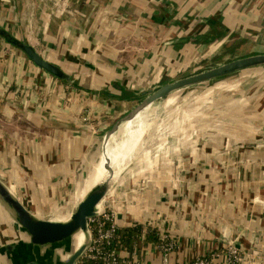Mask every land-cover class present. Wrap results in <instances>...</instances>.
I'll return each instance as SVG.
<instances>
[{
    "label": "crops",
    "instance_id": "0c3cea01",
    "mask_svg": "<svg viewBox=\"0 0 264 264\" xmlns=\"http://www.w3.org/2000/svg\"><path fill=\"white\" fill-rule=\"evenodd\" d=\"M263 9L264 0H0V27L78 83L0 36L1 181L34 214L42 203H72L85 182L86 195L117 117L156 84L210 68L202 69L222 50L238 47L230 59L264 53ZM246 79L222 86L202 109L190 106L194 130L135 160L108 193L119 228L142 226L133 249L141 262L162 264L169 241L168 264L209 258L233 242L240 264H264V77ZM152 227L159 241L145 244ZM29 246L0 201V264L27 256ZM119 253L132 254L122 245Z\"/></svg>",
    "mask_w": 264,
    "mask_h": 264
},
{
    "label": "water",
    "instance_id": "95a60500",
    "mask_svg": "<svg viewBox=\"0 0 264 264\" xmlns=\"http://www.w3.org/2000/svg\"><path fill=\"white\" fill-rule=\"evenodd\" d=\"M0 36L15 47L24 51L40 68L68 84L78 86L72 74L68 73L59 65L43 58L28 41L14 37L2 27H0ZM259 67H264V53L235 58L206 70L165 82L157 89L150 88L144 92L145 96L143 99H141L129 112L118 119L113 127L106 132L101 140V156L103 155L104 143L113 133L119 130L120 126L125 121L134 118L138 113L147 107H151L157 101L169 97L176 91L223 79L236 73ZM106 163L110 171L109 177L101 184L92 188L86 197L77 204L71 212L70 217L66 220H52L38 217L31 212L0 179V201L30 238V254L27 253V256L13 262V264H74L81 258L89 241V218L97 214L99 204L105 199L112 187L116 185L117 179L120 178L125 172V169L129 166L127 165L124 170L115 176L111 161L107 160ZM80 232L86 234V242L73 251V249H71L72 240ZM58 246H65L67 251H71V253L64 260H58L54 263L52 262L53 254L51 255V253H47V251L49 249L54 250ZM8 247L12 249L14 246ZM40 248L46 249H44L43 254H40Z\"/></svg>",
    "mask_w": 264,
    "mask_h": 264
},
{
    "label": "rangeland",
    "instance_id": "374dc122",
    "mask_svg": "<svg viewBox=\"0 0 264 264\" xmlns=\"http://www.w3.org/2000/svg\"><path fill=\"white\" fill-rule=\"evenodd\" d=\"M262 12H264V9ZM244 43H248L247 40H245ZM237 49H238V47L237 48L231 47L229 52L222 50L220 52V53H222L221 56L213 58V59L211 58L210 60H208V63L205 64L202 69H205L206 67L207 68L213 67V66H216V65H219V64H222V63H225V62L231 60L230 58L234 57L233 55H235L236 51L239 50V49L238 50ZM228 53H230L231 56L230 55L228 56ZM200 71H202V70H200ZM191 74H193V73H191ZM186 75H190V74H186ZM183 76H185V74H180V76H175L168 81H173V80L180 78V77H183ZM257 77H259V78L264 77V67L254 68V69H251L249 71L248 70L242 71V72L236 73L234 75H231L229 77H225L223 79H219V80H215V81H212L209 83L200 84L198 86L182 89L180 91H176V92L172 93L169 97H167L165 99L157 101L154 105H152L149 109H147L145 111V112H149L150 128L148 129L147 134L144 137V145H143L142 149L138 152V154L135 156V158L132 161H129L126 164V166L127 165H129V166L125 169V171L128 170V168H129L128 171H132L134 169V166H135L134 165L135 160H137V163H135V164L138 165V161L140 160V158L142 156H145L147 153H151V152L160 153L163 149H165L166 147H169V145L171 143V139H169V138H171L172 136H177V135L183 136V134L189 133L190 126H192V129H193L195 127V125L197 124L196 122H191L189 119V116L192 114V111H191L192 107H190V106H193L194 104L199 105V103L201 102L199 105V107L201 108L202 104H204L207 101L206 98H210L212 95H216L217 93H219V90L225 84L237 83V82H239V81H237L239 78H241L242 81H244L243 78H247L246 80H249V79H255ZM161 85H162L161 83L156 84V86L153 89H157ZM223 88L227 89L228 87L226 86ZM125 114L118 116L116 121L118 119H120L122 116H124ZM193 114H194V111H193ZM184 129L187 131V133H186V131L184 133ZM110 156H111V150H110V148L108 149V147H106L107 159ZM151 157H152V155H151ZM107 159H105V160H107ZM139 162H141V161H139ZM100 165H103V164H100ZM101 167L102 166H96L95 169H93V171L91 172L89 180H88L89 187L92 184H94V180L96 179L97 175H99V170L101 169ZM125 175L126 174L124 172L120 176V178L117 179L116 184H119V182H125L124 181L125 177H127V175L126 176ZM178 178H180V175L178 176ZM180 180H181V178H180ZM85 183H83V185L80 188L78 187L77 193L73 197L74 200L72 203L66 204L64 206H62L61 204L58 205L57 203H56L57 205H55V203H53L52 204L53 206H49V207L47 204L42 203L41 204L42 206L46 205V210L45 211L39 210L41 213H36L35 215H37L40 218L52 219V220H60V219L66 220V219H68L67 217L70 216L71 212L74 210V208L77 206V204L79 202H81V200L83 198V192L85 190L84 187L86 186ZM113 188L114 187H112L111 190H113ZM106 200H107V196L102 201L101 206H105ZM54 206L55 207L58 206L56 213L52 212L54 209L53 208ZM71 249H73V251L75 250V241L74 240H72V248ZM70 253H71V251L70 252L67 251L65 246H58L51 253V255L53 254L52 255V262L56 263L58 260H64L66 257L69 256Z\"/></svg>",
    "mask_w": 264,
    "mask_h": 264
},
{
    "label": "built area",
    "instance_id": "2783aa9c",
    "mask_svg": "<svg viewBox=\"0 0 264 264\" xmlns=\"http://www.w3.org/2000/svg\"><path fill=\"white\" fill-rule=\"evenodd\" d=\"M119 229L114 210L100 206L97 214L88 220V245L81 258L74 264H148L138 260L134 252L130 256H120L119 246H114ZM162 245L166 252L162 264H168L167 253L173 245L170 241ZM242 259L240 250L231 242L224 249L212 253L209 258H198L189 264H216L218 260L226 264H240Z\"/></svg>",
    "mask_w": 264,
    "mask_h": 264
},
{
    "label": "bare ground",
    "instance_id": "6f19581e",
    "mask_svg": "<svg viewBox=\"0 0 264 264\" xmlns=\"http://www.w3.org/2000/svg\"><path fill=\"white\" fill-rule=\"evenodd\" d=\"M149 108L150 107H147L146 109L138 113L134 118L125 121L120 126L119 130L113 133L110 138L104 143L102 155L103 165L99 170V175H97L96 179L94 180V184L91 185L90 190L98 184L104 182L109 177L110 171L106 165L107 160L111 161V165L115 171L116 176L122 170H124L126 164L129 161H132L138 154V152L142 149L144 145V137L147 134L148 129L150 128L149 112H145ZM106 147H108V149L110 148L111 150V156L108 159L106 157ZM86 195L83 198H85ZM101 204L102 203L99 204L98 208L101 206ZM73 240L75 241V249H77L86 242V234L84 232H80L74 237Z\"/></svg>",
    "mask_w": 264,
    "mask_h": 264
},
{
    "label": "trees",
    "instance_id": "16d2710c",
    "mask_svg": "<svg viewBox=\"0 0 264 264\" xmlns=\"http://www.w3.org/2000/svg\"><path fill=\"white\" fill-rule=\"evenodd\" d=\"M232 60V59H231ZM142 226L136 225L134 227L120 228L117 237L114 242V246L122 245L129 252H133L135 244L139 241L138 239L142 235ZM158 228L152 227L145 231L144 242L148 244L150 242H158Z\"/></svg>",
    "mask_w": 264,
    "mask_h": 264
}]
</instances>
